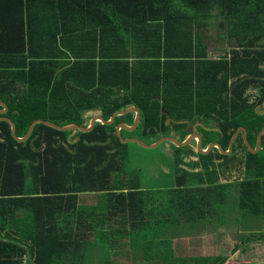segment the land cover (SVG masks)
I'll return each mask as SVG.
<instances>
[{"label": "trees", "instance_id": "obj_1", "mask_svg": "<svg viewBox=\"0 0 264 264\" xmlns=\"http://www.w3.org/2000/svg\"><path fill=\"white\" fill-rule=\"evenodd\" d=\"M213 19L219 39L231 44L229 56H209ZM0 100L18 137L38 119L82 125L88 112L99 111L109 120L137 106L142 140L167 134L168 118L205 119L231 134L245 127L254 145L264 128V115L256 114L264 100V0H0ZM133 120L127 114L111 126L97 123L73 145L71 132L43 124L18 143L10 124L0 122V229L14 230L13 223H26L20 212L31 213L32 229L24 231L35 264H66L72 250L113 243L99 225L108 219L96 220L97 209L79 206L82 193L103 194L105 203L117 205L116 214L136 238V264L231 262L224 254L177 258L173 234L162 230L172 221L180 229L211 222L213 215L224 222L226 215L218 218L215 209L227 204L233 187L239 210L264 219V136L256 155L240 136L248 175L236 183L220 180L224 169L218 172L204 156L199 164L204 173L181 168L173 189L146 190L140 173H127L128 144L115 133L116 124ZM152 224L160 232L151 233ZM239 241L233 254L242 250L244 256L249 252L244 245L264 243V233ZM0 251L9 258L25 253L8 238L0 240ZM239 260L231 264H264Z\"/></svg>", "mask_w": 264, "mask_h": 264}, {"label": "rangeland", "instance_id": "obj_2", "mask_svg": "<svg viewBox=\"0 0 264 264\" xmlns=\"http://www.w3.org/2000/svg\"><path fill=\"white\" fill-rule=\"evenodd\" d=\"M212 22H213L212 23L213 26L211 27L210 33L207 36L208 37L207 44L209 47V56L211 58L216 59L229 55L232 50L231 49L232 47L229 41H221L219 39L220 37L219 31L216 25L217 20L213 19ZM250 94L252 99L254 96V92L251 91ZM124 136L125 138H136L140 140L143 139L140 130L138 129L134 132L126 131L124 132ZM165 145L159 146L156 149H146L137 143H128V160L126 162V169L127 171L130 172L127 173L128 174L137 173V172L140 173L141 185L143 189L166 191L169 189H173L175 187L176 184L175 179L177 176L176 172L179 168H181L180 163L186 161V155L183 153L182 157L178 160V157L176 155L174 156L172 155L174 149L171 147V144L170 145L165 144ZM228 159L232 163V160L233 159L235 160L237 158L231 155ZM239 163L240 161L239 159H237L234 165L235 169H232L228 172H226L225 169L223 168L226 177L222 176L224 174H220L222 181H231V180L244 178L243 170L239 171L237 168ZM134 179L135 177H131L130 182H133ZM30 184H31V179L28 178L27 187H30ZM231 193L232 195L230 196L227 204L224 205L223 207H217L215 209V211L219 215L218 218H222L228 212L230 217L227 221L217 222V219L213 215L211 222L194 223L188 228L180 229L178 226L175 225L174 221H172V224H169V226L166 229L162 230V232H165L167 234H173L174 236L179 237L174 239L176 243H178L177 253L185 254L186 253L185 250L190 249L192 243H195L196 245L199 244L198 242H195V240L190 239L191 237L183 240L184 236L193 235V234H196L195 236L214 235L218 237V239L216 240H217V245L221 247L220 250L223 251V253H228V252L231 253V251L235 248L236 244H238L237 241V238L239 237L237 231L238 227L241 228V231L243 233L249 232L254 234L257 233V231H264V219L257 218L256 212H253L251 215L245 212L243 214L239 210L240 206H239L238 188L233 187ZM93 195L100 196V200L104 197L103 194H99V193H82L79 195V201L82 203H91V200H96V197ZM157 198L160 199V195H158ZM160 229L155 228L154 225L152 224L149 230L151 233H157L160 232L159 231ZM220 229H223L222 233ZM202 231L203 233H200ZM235 242L237 243L235 244ZM261 243L264 244L263 242L260 241L257 242V249L251 246L250 248L252 251L250 253H246V255H244L243 257L244 258L252 257L256 259V256L254 255H257V258H261L260 262L264 263V245H261ZM119 245H121L119 246V249L122 250H127L129 247L127 244L124 245L119 244ZM122 256L124 257L118 259L119 263L126 264L127 262L129 263L131 262L130 261L131 256L129 253L124 254ZM75 258L80 259V261L74 260ZM96 260L108 261L109 258L103 257L101 259H96ZM91 261H95V260L78 256V257H72L71 260H67V263L96 264Z\"/></svg>", "mask_w": 264, "mask_h": 264}, {"label": "crops", "instance_id": "obj_3", "mask_svg": "<svg viewBox=\"0 0 264 264\" xmlns=\"http://www.w3.org/2000/svg\"><path fill=\"white\" fill-rule=\"evenodd\" d=\"M97 114H101L99 111H92L88 112L86 114V119L85 121H90L94 116ZM126 192V191H125ZM95 196V195H93ZM96 200H91V203H82L79 201V206L80 207H90V208H95L97 209V218L98 219H108L104 223H100V229L105 228L106 231H109V234L111 238L113 239V243L109 248H103L102 245L99 243L92 248V250H83V249H77V250H72L69 254L73 257H80L82 256L83 258H92L91 261L94 263L98 264H107V261H101V260H96V259H101V258H109V264H122L118 262V259H121V257H124L122 255L129 253L130 254V263L127 262L126 264H136L135 262H138L135 259L136 251L134 250L136 248L135 244L133 241H136V238L131 237L127 232L131 231V226L126 223H123L124 220L120 218L122 215H117V205L115 203H105L103 201V198L100 200V196H95ZM50 207V206H49ZM21 217H25V224H19L18 222L13 223V226L16 228L12 231L9 229H0V240H7L11 239L13 241H16L18 245L23 247L25 249V253L21 258L18 256L14 255L11 256L10 258L7 257L5 254H9L5 251H0V264H35V259L36 255L33 252V246H32V240L29 238L28 239V233L24 231L25 229L29 230V232L32 229V224H31V219L27 218L31 217V213L29 212H20ZM95 236H98L97 234H94ZM117 237L114 241V237ZM191 237L190 239L195 240V242H198L199 244L196 245L195 243L191 244V248L188 250H185V254L177 253V245L176 241L174 239L179 238L174 235L171 236L172 243H173V249H174V254L177 258H189V257H209V256H218L223 254V251L220 250L221 247L217 245V240L218 237L214 235L210 236H184V239H187ZM216 237V238H215ZM182 238V237H180ZM119 240V241H117ZM93 242L96 241V239H92ZM131 242V243H130ZM237 242H235L236 244ZM119 244H127L129 247L127 250H122L119 249ZM130 248V249H129ZM254 248L257 249V245H254ZM235 249V248H234ZM234 249L231 251V253H227L229 255L231 261L238 260L239 256L241 255V252L238 251L237 253L233 254ZM252 250H250L248 253H250ZM255 258H250L248 259L250 261L255 260V262H260V258H257V255ZM245 258L242 256V260ZM75 260L80 261V259L75 258ZM116 263H115V262ZM68 264V263H66ZM72 264V263H69ZM164 264V263H160Z\"/></svg>", "mask_w": 264, "mask_h": 264}, {"label": "flooded vegetation", "instance_id": "obj_4", "mask_svg": "<svg viewBox=\"0 0 264 264\" xmlns=\"http://www.w3.org/2000/svg\"><path fill=\"white\" fill-rule=\"evenodd\" d=\"M233 81H234V78L231 80V83ZM252 100H254V98H252ZM133 115H134V120H135L136 114L133 113ZM141 115H142V113H141ZM134 120H133V123H134ZM121 123H125V122H121ZM133 123H132V125H133ZM140 124L137 127V129L140 127ZM182 124H185L186 126L182 129H180V125H182ZM117 125L118 124L115 125V133H116ZM220 125L221 124L219 122H216L213 120L200 119V120H196V121H176L173 118H168L163 122V127L168 129L167 134L159 133L158 138L154 139V140L152 138H144V140H142V139L141 140L144 141L145 143L149 144V145L155 144L156 142H160L159 146H163L165 144H167V145L171 144V147L174 149L173 150L174 152L172 153V155L173 156L176 155L178 157V160L182 157L183 153L186 155V161L181 162L180 167L181 168H186V167L194 168V169H190V171H197V172L204 173L203 168L199 165V164H201V161H202L204 156L211 157L212 161H214L216 164L218 172H220L221 167L224 168L226 172H228L232 169H235V167H234L235 161H237V159H239L240 163L238 164L237 168L239 171L243 170V175H244V177H246L248 175L247 171H246V167L248 166V161L245 159V157H246L245 151L243 152L242 150L238 149L239 138L241 136L243 138V141H244V133L242 131H240L238 133V135L236 136V138L233 140V135L241 127H239L236 131H234L231 134V132L224 131ZM124 132H126V131L122 130V137L123 138H125ZM127 132H134V131H127ZM247 132H248V130H247ZM116 135H117V133H116ZM228 135H230V138H227ZM248 135H249V132L247 133V136ZM190 136H192V139L186 143L188 137H190ZM128 137H130V136H128ZM172 138L176 139L178 141V143H180V144H184V143H186V144L185 145H177L176 143L169 140ZM250 138H251V136H248L249 142H250ZM125 139H127V138H125ZM244 143H245V141H244ZM256 143H257V140L255 141L254 145H252V143L250 142V144L253 147H256ZM122 144H128V143H122ZM215 144L219 145L222 148V151L218 147L214 146ZM230 145H232V152L229 150ZM245 145H246V143H245ZM168 147H170V146H168ZM246 147H247V145H246ZM247 150H248V147H247ZM178 151L181 152L180 156H178V154H177V153H179ZM256 154H254V155H256ZM231 155L235 156V158H237L235 160L233 159L232 163L228 159ZM188 159H190V160H188ZM181 168H179L177 170L176 175H178V171ZM220 180H222L221 177H220ZM231 181L236 183L238 181V179L231 180ZM242 213L244 214V212H242ZM229 217H230L229 213L227 212L226 217L224 219V222L227 221L229 219ZM237 231H238V236H239L237 238L238 244H240V241H239L240 236H242V235L247 236V235L253 234V233H249V232L243 233L241 231L240 227L237 228ZM257 232H264V231H257ZM257 242H259V241H254V242L249 243L250 244L249 247L244 245L243 249L245 251H250L251 250L250 247L253 246V248H254V245H257ZM241 252H242V250H241ZM223 254L227 255V253H223ZM241 255H242V253H241ZM227 256H229V255H227ZM242 256H239L238 260H235L234 262L231 261V262L232 263H235L236 261L240 262L239 259H242ZM245 261H247V260H242V263H244ZM231 262L228 261L227 264H231Z\"/></svg>", "mask_w": 264, "mask_h": 264}, {"label": "water", "instance_id": "obj_5", "mask_svg": "<svg viewBox=\"0 0 264 264\" xmlns=\"http://www.w3.org/2000/svg\"><path fill=\"white\" fill-rule=\"evenodd\" d=\"M0 106L2 107V109H0V122H8L11 126V132H12V136L13 138L18 142V143H25L26 141H28L30 139V137L32 136L35 127L38 124H43L45 126H48L56 131H60V132H71V134L68 136V143L69 144H76L79 141V133H89L91 132L97 123L103 124V125H107V126H111L115 123L116 118L120 117V116H124L127 114H133L135 113V120L133 125H128L126 123H120L117 125L116 127V133L117 136L120 138V141L122 143H137L140 146L146 148V149H155L159 146L160 142H156L155 144L149 145L147 143H145L144 141L140 140V139H136V138H123L122 137V130L124 131H135L137 129V127L139 126V124L141 123V110L137 107V106H129L126 109H122L118 112H115L109 120L105 119L101 114H97L96 116H94L90 121H84L82 125H78V124H69L66 126H60L57 125L53 122L50 121H46V120H42V119H38L35 120L29 127V130L27 132V134L24 137H18L17 136V128H16V124L14 123V121L10 118L4 117L5 114H7L8 112V106L5 102L0 100ZM256 114L257 115H264V100L262 103L261 107H257L256 108ZM242 131L244 133V141L248 147V150L252 153V154H256L258 153L261 148H262V142H263V136H264V128L259 132L258 136H257V144L256 147H253L249 140H248V136H247V130L244 127H241L238 129V131H236V133L233 135V140L236 138V136L238 135V133ZM192 139V136L188 137L187 142H189ZM170 141L176 143L177 145H185L184 144H180L178 143V141L174 138L169 139ZM67 146V145H66ZM214 146L218 147L221 151L222 148L215 144ZM229 150L232 152V145H230ZM230 152V153H231ZM261 245H264L261 243ZM261 260V258H260Z\"/></svg>", "mask_w": 264, "mask_h": 264}]
</instances>
